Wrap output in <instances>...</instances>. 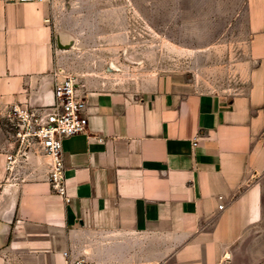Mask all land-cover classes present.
<instances>
[{
	"label": "crops",
	"instance_id": "1",
	"mask_svg": "<svg viewBox=\"0 0 264 264\" xmlns=\"http://www.w3.org/2000/svg\"><path fill=\"white\" fill-rule=\"evenodd\" d=\"M205 2L244 30L245 86L84 80L89 127L63 143L58 194L51 156L9 166L2 122L14 104L54 102L76 41L56 0H0V264H264V0Z\"/></svg>",
	"mask_w": 264,
	"mask_h": 264
},
{
	"label": "rangeland",
	"instance_id": "2",
	"mask_svg": "<svg viewBox=\"0 0 264 264\" xmlns=\"http://www.w3.org/2000/svg\"><path fill=\"white\" fill-rule=\"evenodd\" d=\"M205 1L56 0L57 27L76 41L65 50L67 74L135 92L164 77L199 91H239L244 30L233 13L199 10Z\"/></svg>",
	"mask_w": 264,
	"mask_h": 264
},
{
	"label": "built area",
	"instance_id": "3",
	"mask_svg": "<svg viewBox=\"0 0 264 264\" xmlns=\"http://www.w3.org/2000/svg\"><path fill=\"white\" fill-rule=\"evenodd\" d=\"M34 1V0H20ZM73 75H65L56 82L55 100L45 106L14 104L6 112L2 122L3 132L8 134L7 147L11 166L18 155L30 149H38L52 157L49 181L58 194L66 192L63 143L68 138L87 133L89 116L86 93ZM222 207V206H221ZM68 264H95L87 258H70Z\"/></svg>",
	"mask_w": 264,
	"mask_h": 264
}]
</instances>
